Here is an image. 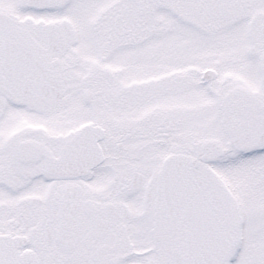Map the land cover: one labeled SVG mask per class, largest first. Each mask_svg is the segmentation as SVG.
I'll return each mask as SVG.
<instances>
[{
	"label": "snow or ice",
	"instance_id": "1",
	"mask_svg": "<svg viewBox=\"0 0 264 264\" xmlns=\"http://www.w3.org/2000/svg\"><path fill=\"white\" fill-rule=\"evenodd\" d=\"M0 264H264V0H0Z\"/></svg>",
	"mask_w": 264,
	"mask_h": 264
}]
</instances>
